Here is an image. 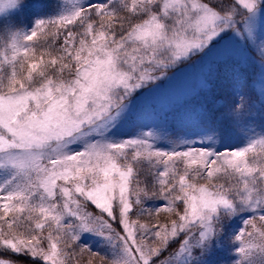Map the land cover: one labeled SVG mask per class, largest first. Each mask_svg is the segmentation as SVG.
<instances>
[{"label": "snow or ice", "instance_id": "6c2138e0", "mask_svg": "<svg viewBox=\"0 0 264 264\" xmlns=\"http://www.w3.org/2000/svg\"><path fill=\"white\" fill-rule=\"evenodd\" d=\"M0 264H264V0H0Z\"/></svg>", "mask_w": 264, "mask_h": 264}, {"label": "rangeland", "instance_id": "374dc122", "mask_svg": "<svg viewBox=\"0 0 264 264\" xmlns=\"http://www.w3.org/2000/svg\"><path fill=\"white\" fill-rule=\"evenodd\" d=\"M182 67H187L183 65ZM205 72L201 67L189 68L179 73L173 80L161 90V95L170 100L189 99L196 97L199 92L200 80ZM256 93L260 88L259 77L255 74L253 81Z\"/></svg>", "mask_w": 264, "mask_h": 264}, {"label": "trees", "instance_id": "16d2710c", "mask_svg": "<svg viewBox=\"0 0 264 264\" xmlns=\"http://www.w3.org/2000/svg\"><path fill=\"white\" fill-rule=\"evenodd\" d=\"M255 74H252V81H254Z\"/></svg>", "mask_w": 264, "mask_h": 264}]
</instances>
